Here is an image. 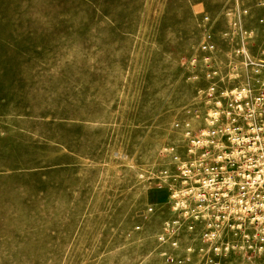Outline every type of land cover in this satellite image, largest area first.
I'll list each match as a JSON object with an SVG mask.
<instances>
[{
  "label": "rangeland",
  "instance_id": "rangeland-1",
  "mask_svg": "<svg viewBox=\"0 0 264 264\" xmlns=\"http://www.w3.org/2000/svg\"><path fill=\"white\" fill-rule=\"evenodd\" d=\"M262 60L264 0H0V264L264 262L180 177L198 90Z\"/></svg>",
  "mask_w": 264,
  "mask_h": 264
},
{
  "label": "built area",
  "instance_id": "built-area-1",
  "mask_svg": "<svg viewBox=\"0 0 264 264\" xmlns=\"http://www.w3.org/2000/svg\"><path fill=\"white\" fill-rule=\"evenodd\" d=\"M214 46L213 42L203 43L206 50ZM250 63L255 66L253 82L221 86L212 82L208 89L198 90L199 97H206V108L201 110L197 106L193 112L202 116L206 126L190 139L188 156L180 162V177L187 212L193 221L205 222L202 230L205 239L214 241L226 236L227 231L236 237V244L227 243L226 249L249 247L261 255L264 253V60ZM216 73L218 70L209 77L214 78ZM170 196L175 198L179 194Z\"/></svg>",
  "mask_w": 264,
  "mask_h": 264
}]
</instances>
